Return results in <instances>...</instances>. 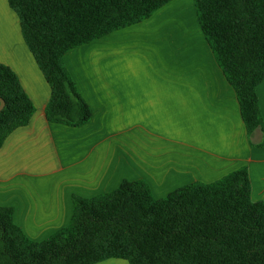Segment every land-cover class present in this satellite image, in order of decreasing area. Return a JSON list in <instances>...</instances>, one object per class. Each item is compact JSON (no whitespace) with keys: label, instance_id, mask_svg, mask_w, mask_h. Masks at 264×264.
<instances>
[{"label":"crops","instance_id":"obj_1","mask_svg":"<svg viewBox=\"0 0 264 264\" xmlns=\"http://www.w3.org/2000/svg\"><path fill=\"white\" fill-rule=\"evenodd\" d=\"M0 63L35 107L0 148V206L41 242L67 227L74 196L90 199L144 181L156 199L247 167L264 203L263 128L249 134L235 89L202 31L195 0H173L150 18L69 51L64 64L91 110L71 127L47 120L51 87L17 13L0 0ZM95 264H129L107 259Z\"/></svg>","mask_w":264,"mask_h":264},{"label":"trees","instance_id":"obj_2","mask_svg":"<svg viewBox=\"0 0 264 264\" xmlns=\"http://www.w3.org/2000/svg\"><path fill=\"white\" fill-rule=\"evenodd\" d=\"M173 0H8L23 38L51 87L53 123L81 127L91 110L65 55L150 18ZM202 31L235 89L249 134L263 128L257 87L264 81V0H195ZM0 148L29 124L35 107L16 73L0 63ZM261 145H264V140ZM247 167L214 183H192L156 199L144 181L74 196L70 224L44 241L28 238L0 206V264H264V203L255 202Z\"/></svg>","mask_w":264,"mask_h":264},{"label":"water","instance_id":"obj_3","mask_svg":"<svg viewBox=\"0 0 264 264\" xmlns=\"http://www.w3.org/2000/svg\"><path fill=\"white\" fill-rule=\"evenodd\" d=\"M4 107H5V101L2 98H0V112L4 109Z\"/></svg>","mask_w":264,"mask_h":264}]
</instances>
